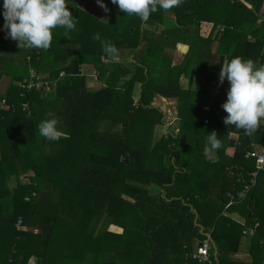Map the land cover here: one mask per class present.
<instances>
[{"label":"trees","instance_id":"obj_1","mask_svg":"<svg viewBox=\"0 0 264 264\" xmlns=\"http://www.w3.org/2000/svg\"><path fill=\"white\" fill-rule=\"evenodd\" d=\"M104 2L110 10L102 11L107 20L76 4H68L75 18V30L53 29L52 43L47 49H31L22 44L17 50L23 59L21 63L0 54V80L4 76L10 79L7 88L0 92V103L4 99L9 105L8 109L0 105V154L5 160L0 162V198L12 193L9 214L0 216V235L16 237L21 254L13 262L6 260V264H27L32 255L38 264H59L57 253L52 252V258L48 255L55 228H73L72 233L84 244L88 229L84 233L82 224L86 221L93 236L96 234L102 242L93 264H115L113 251L128 252L127 264H166L168 255H172L171 264H198L192 255L207 234L212 257L209 264H241L218 257V251L236 250L245 226L217 210V204L242 215L251 227L258 222L251 238L250 250L255 256L250 264H259L256 251L261 253L264 248V206L259 205L253 190L264 172H258L251 189L240 193L244 185L250 184L251 173L256 170L255 160L246 158L245 152L252 148L251 142L264 144V125L252 134L234 125H224L235 135L219 138L221 147L212 158L197 149V141L186 134L190 117L181 113L179 133L163 134L151 145V129L164 118L151 105L154 94L181 98L177 80L155 82L152 75V66H158V58H162L157 52L167 37L152 40L153 32L145 25L162 24L166 11L158 9L143 21L124 14L111 0ZM2 3L0 0V6ZM204 5L200 0H182L178 7L167 11L174 13L177 23L183 25L194 10ZM3 24L0 15V50L11 52L14 48L9 44L11 39L6 38ZM162 33H170L174 41L178 39L169 30ZM96 34L117 48L133 49L134 54L144 48L145 55H138L131 65L130 78H123L117 63L102 60L101 42L93 39ZM263 42L264 39L262 45ZM75 55L76 64H69L68 58ZM221 60L217 62V72ZM79 64L94 68L103 86L88 87ZM30 68L47 74L45 79L56 83L51 99L41 95L46 90L26 91L18 84L29 76ZM24 101L29 102L30 114L21 108ZM49 113L59 118L60 129L65 128L66 135L58 141L39 135L38 125L50 118ZM105 120L118 129L100 131L97 127ZM15 159H20L19 167L7 162ZM12 170L16 186L9 190L5 176ZM141 184H154L160 191L150 193ZM47 189L54 191L53 200L40 201V194ZM4 207L0 199V210ZM59 209L66 213L67 222L60 218ZM72 218L77 222H71ZM100 219L103 223L97 234L93 223ZM111 219L122 226L120 233L107 231L105 226ZM193 239L197 244L192 253ZM103 250L105 259L100 256ZM74 260H78L74 264H85L82 256Z\"/></svg>","mask_w":264,"mask_h":264},{"label":"crops","instance_id":"obj_2","mask_svg":"<svg viewBox=\"0 0 264 264\" xmlns=\"http://www.w3.org/2000/svg\"><path fill=\"white\" fill-rule=\"evenodd\" d=\"M200 2H205V5L194 10V13L185 20L183 25H179L174 13L169 11L165 12V20L162 24L145 25V28L153 32L152 40L166 39L167 37L163 48L157 52L162 56L161 59L158 58L161 69L159 70V64L152 66L154 81L164 83L166 80H177L181 89V98L179 99L154 94L151 105L157 107L164 114V118L162 122L154 124L151 129V145L158 141L163 134L177 135L179 133L182 113L183 116L190 117V125L186 134L197 141V149H202L207 157L214 158L215 150L206 152L208 133L215 131L217 137L223 139L235 135L232 130L224 128V118L227 113L222 108V104L226 101L229 83L226 79L222 84L219 82L220 70L217 72V62L221 58L222 66L231 58L240 56L243 59L253 60L259 67V60L264 51L262 45L264 0H200ZM87 12L91 13V11ZM91 14L100 18L94 11ZM163 30H169L173 35L177 34L178 39L174 41V37L170 33L168 36L163 34ZM118 50L120 53L118 62L110 60L105 52L102 60L108 63H117L123 78H130L132 76L131 65L138 55H145L144 48H140L136 54L133 49L129 48H118ZM77 59V55L71 56L68 58V63ZM79 65V71L86 72L82 74L88 77L87 83L90 80L89 77H92L96 82L94 88L103 86V83L97 80L94 68L88 64ZM105 123L111 125L108 120H105ZM0 162H5L1 154ZM7 162L9 165L16 164L18 167L21 165L20 159ZM5 177L7 178V188L12 190L16 186L14 171L12 170L11 174ZM141 185L153 193L160 191L154 184ZM253 194L259 205L264 206V176L260 178ZM123 196L129 199V197ZM255 198L251 199L254 201ZM0 199L5 205L0 210V216L7 217L8 207L12 205V193L2 196ZM216 209L222 210L221 213L244 225L245 229L253 228L245 223L246 219L239 213L229 212L225 208L222 209L220 205H216ZM253 233H243L235 251L224 252L225 254L218 251V257L226 258L234 263L250 264L255 256L250 250ZM15 238L0 235V264H6V260L13 262L17 254V258H20L21 254ZM196 244V239H193L192 253ZM171 258L172 255H168L166 264H171ZM256 259L259 264H264V248L261 253L256 251ZM27 264H38L36 257L30 256Z\"/></svg>","mask_w":264,"mask_h":264},{"label":"clouds","instance_id":"obj_3","mask_svg":"<svg viewBox=\"0 0 264 264\" xmlns=\"http://www.w3.org/2000/svg\"><path fill=\"white\" fill-rule=\"evenodd\" d=\"M105 13L109 12L104 0H96ZM126 15H135L147 21L151 14L178 7L182 0H111ZM68 4L75 0H3V29L6 38L18 41L31 49H47L51 46L53 29L62 27L66 31L75 30L76 22ZM93 39L100 40L102 50L113 62L120 60L118 48L108 40H102L99 34ZM219 82L225 79L229 83L226 101L222 108L227 113L225 125H234L246 134L257 131L264 125V65L257 67L253 60L240 56L223 63L218 74ZM50 118L38 125L39 135L49 141H58L66 134L58 125L59 118L49 113ZM207 151L221 147V141L215 131L208 133Z\"/></svg>","mask_w":264,"mask_h":264},{"label":"rangeland","instance_id":"obj_4","mask_svg":"<svg viewBox=\"0 0 264 264\" xmlns=\"http://www.w3.org/2000/svg\"><path fill=\"white\" fill-rule=\"evenodd\" d=\"M75 4L80 6L81 8L83 7V9H87V11H91V13L94 11L95 14H98V16H100V18L107 20L108 18L105 16V14L102 12L103 9L97 4L96 0H75ZM94 14V13H93ZM9 44H11L14 48V50H12L11 52H6V51H1L0 50V54L1 55H5L6 58H13L15 60H17L19 63H21L23 61L21 54L18 53L17 50H20L22 48V44L19 45L18 41L15 40H10ZM76 61L75 60H71V64L75 65ZM82 73H86L85 71ZM44 76H47V74H43ZM88 78V77H87ZM90 80L87 83L88 87L94 88L95 85V80L92 77H89ZM78 79V77H77ZM10 83V79L7 76L2 77V79L0 80V92H3L8 84ZM55 84L56 83H52L51 86H48L45 90V92L41 93V95L43 97H46V99H51L53 97L54 91L53 89L55 88ZM110 124L105 123V121H101L98 125V129L100 131H116L118 129V126H116L115 128L110 127ZM62 132H65V128L61 129ZM82 143L86 144V141L83 140ZM11 185H14L13 183H11ZM150 193H153L152 191H150ZM54 198V191L52 190H48L47 192H42L39 196V200L42 201L43 199L45 201H49V200H53ZM43 205V204H42ZM47 206H45L46 208H49V204H46ZM218 205V204H217ZM78 210V209H76ZM58 211H60L61 213V219L64 222L68 221V217L66 215V213H62V209H59ZM103 218V217H102ZM88 220V219H87ZM105 220V218H104ZM89 221V220H88ZM71 222L76 223L77 220L76 219H71ZM97 223H93L95 226V230L96 233L99 234L100 231H97L98 228L99 230L101 229L100 227L102 226L103 223V219H100L99 221H96ZM83 225V229H84V233L86 232V230L88 229V232H86L84 239H85V243L81 244L80 241L81 239L77 238L76 233H72L73 232V228L70 230H68V228H64L62 226H57L52 234V239L50 241V245L48 246V248L52 251L49 250L48 255L49 257H55L53 255L52 252L57 253L60 257L58 258L59 260V264H74L77 263L78 260H74V259H79L80 256H82L83 258V262H85V264H93V258L95 256H99V252L98 249L100 248L99 251H101V243L100 242V238L96 236V234H94L93 236V232H92V228L89 227L90 225L88 224V222L86 221V224H82ZM89 227V228H88ZM107 231L110 233H120L122 231V226H120L119 222H116L114 220H108L106 223ZM23 229H25V227H22ZM32 231L38 232L40 231L39 229H35L32 228ZM105 231L103 230V233ZM103 241V240H102ZM79 251H81L82 254L79 253ZM106 251L103 250V252L101 253L100 256L106 257ZM127 253L128 252H115L113 251L112 253V257L115 260V264H127L126 259H127ZM72 258V259H70ZM103 262H105V260H103Z\"/></svg>","mask_w":264,"mask_h":264},{"label":"built area","instance_id":"obj_5","mask_svg":"<svg viewBox=\"0 0 264 264\" xmlns=\"http://www.w3.org/2000/svg\"><path fill=\"white\" fill-rule=\"evenodd\" d=\"M264 43V42H263ZM264 45V44H263ZM260 65H264V53L262 54L260 61ZM63 75V72L60 73V76ZM20 86L26 90H45L52 82L50 80H46L45 76L42 74L37 73L34 69H29V76L27 78H24L21 82H19ZM0 105L4 107L5 109L9 108V105L5 103V100L2 99ZM22 110L26 111L27 114H30V107L29 102L24 101L21 103ZM250 146L251 149H248L245 152L246 158H253L255 160V168L256 170L251 173V181L250 184L243 186V191L240 193V195L246 193V191L250 188V186L255 182L256 176L258 172L262 171L264 172V144L263 143H256L251 142ZM232 203V200L229 201L225 206L228 207ZM258 225V222L255 223L252 229L248 230L245 229L244 233L250 232L253 233L255 227ZM21 226V219H18L16 222V227L19 229ZM211 250V244H210V237L209 234L206 235V237L198 243L195 252L192 255V258L198 263V264H209L212 263V257L210 254Z\"/></svg>","mask_w":264,"mask_h":264}]
</instances>
